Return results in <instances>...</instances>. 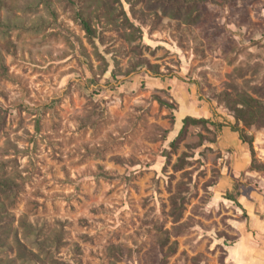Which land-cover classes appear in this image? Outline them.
I'll use <instances>...</instances> for the list:
<instances>
[{
    "label": "rangeland",
    "instance_id": "obj_1",
    "mask_svg": "<svg viewBox=\"0 0 264 264\" xmlns=\"http://www.w3.org/2000/svg\"><path fill=\"white\" fill-rule=\"evenodd\" d=\"M92 1L0 0V178L15 183L0 264H240L241 248L264 262L248 222L264 122L244 127L220 99L264 103V0ZM188 115L230 117L253 140L247 169L223 128L181 133Z\"/></svg>",
    "mask_w": 264,
    "mask_h": 264
},
{
    "label": "trees",
    "instance_id": "obj_2",
    "mask_svg": "<svg viewBox=\"0 0 264 264\" xmlns=\"http://www.w3.org/2000/svg\"><path fill=\"white\" fill-rule=\"evenodd\" d=\"M89 1L90 4L93 2L92 0ZM217 1L225 4L230 0H217ZM180 15L182 16V14ZM77 16L81 24L83 25V28L87 32L88 37L91 40L96 39L97 30L92 22V16L89 15L88 12L86 13L84 10H79L77 12ZM93 16L97 18L100 17V11L98 10V8L95 9ZM193 16H194L193 13L189 10L185 13V17L187 19L193 18ZM220 99L225 102L226 106L233 113L237 123H242L244 127H250L256 123L264 122V103L260 99L250 95L249 93H240L234 95V93L224 91L223 93H221ZM159 100L163 104H169L161 97H159ZM198 123H207V124H211L213 127L218 126L221 128H223L224 126V123L217 125L214 121L208 118H204V117L197 118L188 115L183 119V128L181 130V133H183L186 130L189 124H198ZM233 130L238 131L237 126ZM240 139L243 141V143H247L250 146L251 153L252 155H254L253 140L249 138L245 132L240 133ZM14 195H15V183L8 178H0V242H2V239L5 236L11 234V232L13 233V230H15L13 229L12 226V221L14 219L13 218L14 216L13 213L9 211L7 205L8 200H11L14 197ZM15 237L16 239H18L17 233ZM18 242H19L20 251L22 250L24 255H26L27 247L19 239ZM166 242L167 241H165V243ZM3 244L5 246L6 242L3 241ZM111 254L120 256L122 255V250L121 248L113 245L111 247ZM35 256L36 253H34V251H29V255L27 257L28 259L33 260Z\"/></svg>",
    "mask_w": 264,
    "mask_h": 264
},
{
    "label": "crops",
    "instance_id": "obj_3",
    "mask_svg": "<svg viewBox=\"0 0 264 264\" xmlns=\"http://www.w3.org/2000/svg\"><path fill=\"white\" fill-rule=\"evenodd\" d=\"M232 119L229 117L228 121H225L222 135L220 139L222 140L225 148H232L233 153L231 154L233 157V172L238 175L245 171L248 167L249 163V150L247 149L245 143L240 139V135L237 131L232 128ZM252 211H248L249 214V225L250 232L252 234H256L261 238L264 237V220L262 218L264 213V207H252ZM261 254V252H260ZM247 257L243 248L239 249L237 260L240 264H245L244 259ZM251 264H264L261 259V256H255L254 253H251ZM247 264V263H246ZM249 264V263H248Z\"/></svg>",
    "mask_w": 264,
    "mask_h": 264
}]
</instances>
